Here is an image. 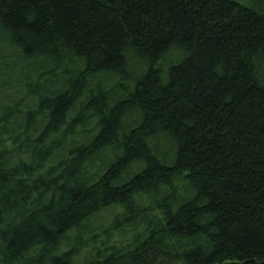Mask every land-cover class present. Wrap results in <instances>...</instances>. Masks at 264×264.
Masks as SVG:
<instances>
[{
	"label": "trees",
	"instance_id": "16d2710c",
	"mask_svg": "<svg viewBox=\"0 0 264 264\" xmlns=\"http://www.w3.org/2000/svg\"><path fill=\"white\" fill-rule=\"evenodd\" d=\"M264 264V0H0V264Z\"/></svg>",
	"mask_w": 264,
	"mask_h": 264
},
{
	"label": "rangeland",
	"instance_id": "374dc122",
	"mask_svg": "<svg viewBox=\"0 0 264 264\" xmlns=\"http://www.w3.org/2000/svg\"><path fill=\"white\" fill-rule=\"evenodd\" d=\"M176 264H181V263L176 262Z\"/></svg>",
	"mask_w": 264,
	"mask_h": 264
}]
</instances>
